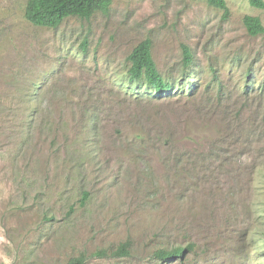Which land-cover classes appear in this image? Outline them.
<instances>
[{
	"label": "rangeland",
	"instance_id": "374dc122",
	"mask_svg": "<svg viewBox=\"0 0 264 264\" xmlns=\"http://www.w3.org/2000/svg\"><path fill=\"white\" fill-rule=\"evenodd\" d=\"M28 1L0 0V264H264V34L243 25L264 28V10L110 0L50 30L25 21ZM146 39L184 94L129 82Z\"/></svg>",
	"mask_w": 264,
	"mask_h": 264
},
{
	"label": "trees",
	"instance_id": "16d2710c",
	"mask_svg": "<svg viewBox=\"0 0 264 264\" xmlns=\"http://www.w3.org/2000/svg\"><path fill=\"white\" fill-rule=\"evenodd\" d=\"M207 5L213 9L219 10L223 13L222 18L228 17V8L225 0H207ZM249 5L255 9L264 10L263 0H249ZM111 6L110 0H29L26 4L24 11V19L30 25L36 28L42 29H57L65 20L76 19L79 21H89L94 15L107 14ZM243 25L247 31V34L252 37H256L264 34V28L261 22L256 17L245 16L243 19ZM83 53L87 51V41L84 40L81 46ZM182 67L188 69L193 62L191 52L187 47H182ZM129 67L127 70L128 80L131 84H136L138 87L146 88L149 92H152L156 97H149V101L158 100L162 98L163 94H171L178 92L184 94L186 87H189L193 82L181 81L180 84L177 79L164 78L163 75L157 70L156 65L151 55V41L149 39L139 43L127 57ZM188 73L184 72L183 77H187ZM180 76V77H182ZM195 87L193 90L188 91L189 95H194ZM187 92V93H188ZM156 139L155 143L160 139L161 147H169L174 145V141L171 139ZM140 142H143L145 138L140 136ZM144 146V145H143ZM176 165H180V158L174 159ZM89 199V193L83 192L80 204L84 205ZM130 243L125 242L121 244L116 250L106 253L105 251H99V257H127L130 254ZM184 253V249L178 248L171 252L158 251L154 254L157 260H170L180 258ZM84 258L70 259L67 264H84Z\"/></svg>",
	"mask_w": 264,
	"mask_h": 264
}]
</instances>
